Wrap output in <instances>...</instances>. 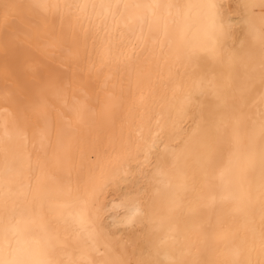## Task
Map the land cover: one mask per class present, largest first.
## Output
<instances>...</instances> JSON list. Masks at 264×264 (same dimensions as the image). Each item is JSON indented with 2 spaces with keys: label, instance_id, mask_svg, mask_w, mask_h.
Segmentation results:
<instances>
[{
  "label": "bare ground",
  "instance_id": "6f19581e",
  "mask_svg": "<svg viewBox=\"0 0 264 264\" xmlns=\"http://www.w3.org/2000/svg\"><path fill=\"white\" fill-rule=\"evenodd\" d=\"M0 264H264V0H0Z\"/></svg>",
  "mask_w": 264,
  "mask_h": 264
},
{
  "label": "snow or ice",
  "instance_id": "6c2138e0",
  "mask_svg": "<svg viewBox=\"0 0 264 264\" xmlns=\"http://www.w3.org/2000/svg\"><path fill=\"white\" fill-rule=\"evenodd\" d=\"M133 7H141V5H134ZM143 7H146V8H152V7H159V5H144ZM168 7H171V6H168ZM208 7L212 8L214 7V5H209ZM210 26L215 29L217 27L216 25V22L214 19L211 20L210 22ZM136 213H137V210L135 208L131 209L129 215L126 217V222L127 223H134V217L136 216ZM5 239L7 240V236L5 235Z\"/></svg>",
  "mask_w": 264,
  "mask_h": 264
}]
</instances>
